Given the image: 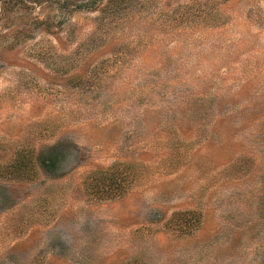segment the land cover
I'll return each mask as SVG.
<instances>
[{
	"label": "rangeland",
	"instance_id": "rangeland-1",
	"mask_svg": "<svg viewBox=\"0 0 264 264\" xmlns=\"http://www.w3.org/2000/svg\"><path fill=\"white\" fill-rule=\"evenodd\" d=\"M0 264H264V0H0Z\"/></svg>",
	"mask_w": 264,
	"mask_h": 264
},
{
	"label": "trees",
	"instance_id": "trees-1",
	"mask_svg": "<svg viewBox=\"0 0 264 264\" xmlns=\"http://www.w3.org/2000/svg\"><path fill=\"white\" fill-rule=\"evenodd\" d=\"M115 173L116 172L114 171V169L112 167L107 168L105 170L102 169L99 173L98 172L92 173V178H91L90 183H88V182L86 183L87 191H93V189L96 188L97 190L94 192L93 195L99 199H111V198L117 197L115 193L104 190V186H105L106 181L113 182V183L120 181L115 176ZM101 175H103V176H101ZM117 186H119L121 189H123L122 182H119L117 184Z\"/></svg>",
	"mask_w": 264,
	"mask_h": 264
}]
</instances>
